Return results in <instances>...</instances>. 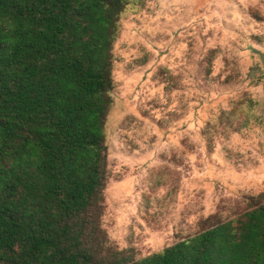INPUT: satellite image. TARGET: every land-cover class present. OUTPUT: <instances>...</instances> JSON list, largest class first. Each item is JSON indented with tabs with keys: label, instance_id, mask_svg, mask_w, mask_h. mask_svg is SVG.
<instances>
[{
	"label": "rangeland",
	"instance_id": "rangeland-1",
	"mask_svg": "<svg viewBox=\"0 0 264 264\" xmlns=\"http://www.w3.org/2000/svg\"><path fill=\"white\" fill-rule=\"evenodd\" d=\"M101 228L145 257L264 202V0H130Z\"/></svg>",
	"mask_w": 264,
	"mask_h": 264
},
{
	"label": "trees",
	"instance_id": "trees-1",
	"mask_svg": "<svg viewBox=\"0 0 264 264\" xmlns=\"http://www.w3.org/2000/svg\"><path fill=\"white\" fill-rule=\"evenodd\" d=\"M130 0H0V264H264V202L145 257L108 244L105 125Z\"/></svg>",
	"mask_w": 264,
	"mask_h": 264
}]
</instances>
